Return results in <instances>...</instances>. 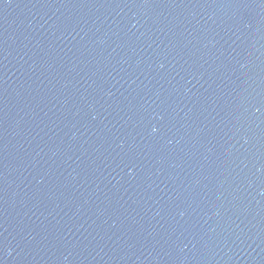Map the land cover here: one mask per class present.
<instances>
[{
	"label": "water",
	"instance_id": "water-1",
	"mask_svg": "<svg viewBox=\"0 0 264 264\" xmlns=\"http://www.w3.org/2000/svg\"><path fill=\"white\" fill-rule=\"evenodd\" d=\"M0 264H264V0H0Z\"/></svg>",
	"mask_w": 264,
	"mask_h": 264
},
{
	"label": "clouds",
	"instance_id": "clouds-1",
	"mask_svg": "<svg viewBox=\"0 0 264 264\" xmlns=\"http://www.w3.org/2000/svg\"><path fill=\"white\" fill-rule=\"evenodd\" d=\"M153 131H156V129H155V128H153Z\"/></svg>",
	"mask_w": 264,
	"mask_h": 264
}]
</instances>
